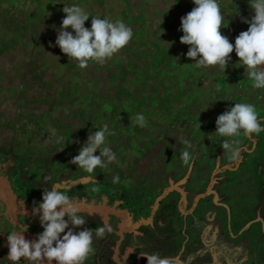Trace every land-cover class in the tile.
Returning <instances> with one entry per match:
<instances>
[{"label": "rangeland", "instance_id": "rangeland-1", "mask_svg": "<svg viewBox=\"0 0 264 264\" xmlns=\"http://www.w3.org/2000/svg\"><path fill=\"white\" fill-rule=\"evenodd\" d=\"M218 3L221 32L234 44L248 29L241 18L254 11L249 0ZM65 5L122 20L133 39L105 64L90 61L81 69L55 46ZM193 7L192 0H0V122L14 128L20 111L16 154H0L1 164L10 163L0 166V264H12L8 233L28 225L25 235L33 240L43 231L32 211L53 186L74 199L85 227L113 229L103 237L93 231L85 264H147L141 252H158L172 264H264V131L251 138L242 131L232 138L215 133L217 117L235 103L254 105L264 128V89L252 86L233 51L235 78L227 91L215 92L205 67H196L180 43L181 17ZM85 27L91 28V17ZM164 41L174 43L168 49ZM164 87L170 92L158 98L155 92ZM56 93L60 113L47 118L41 131L37 119L26 123L28 109L40 115ZM165 101L173 105L171 117L163 111ZM114 103L126 112L114 115ZM137 114L144 115L146 128L134 122ZM120 116L132 136L125 143L107 136L116 161L92 174L70 163L90 132L105 124L110 130ZM224 140L239 149L237 160L221 147ZM152 146L159 149L150 154ZM185 150L193 157L190 165L181 160ZM115 176L125 177L114 184ZM205 232L214 253L204 249ZM190 250L198 256L190 257Z\"/></svg>", "mask_w": 264, "mask_h": 264}, {"label": "clouds", "instance_id": "clouds-1", "mask_svg": "<svg viewBox=\"0 0 264 264\" xmlns=\"http://www.w3.org/2000/svg\"><path fill=\"white\" fill-rule=\"evenodd\" d=\"M192 2L195 7L181 17L179 29L183 33L180 43L189 46L187 58L195 61L196 67H220L225 72L232 60L230 54L235 51L240 66L244 67L252 81V86L264 89V0H249L254 15L250 19L241 18V22L248 24V29L236 36L234 44L221 32L225 27L224 15L218 0ZM62 11L65 16L57 31L55 46L69 60L77 61L81 69H86L90 61L105 64L133 39L132 28L122 20L113 22L107 17L101 19L90 16L78 5H65ZM89 17L91 28L85 27ZM164 43L169 49L174 41ZM134 122L141 128L147 127L143 114H137ZM198 126L200 129V123ZM241 131L248 138L264 131L252 104L235 103L216 119L215 133L221 137H238ZM108 135L114 133L110 132L107 124L90 132L80 147L79 154L72 157L70 163L92 174L98 167L103 169L116 161V154L106 143ZM184 144L188 148L192 146L187 140H184ZM221 147L231 153L232 160L239 158V149L233 147L229 140H224ZM97 151L99 155L95 154ZM192 159L189 151L181 153V160L185 165H190ZM113 183H119L118 176L113 178ZM32 215L39 218L43 231L33 240L26 238L28 225L7 234V259L12 264H21V258L24 264H85L93 252V231L96 237H103L106 231L110 233L113 230L108 224L95 230L85 227L86 220L80 215L74 199L55 186L51 190L44 189L42 202L33 208ZM139 255L146 258L147 264H172L169 258L162 257L158 252H141Z\"/></svg>", "mask_w": 264, "mask_h": 264}, {"label": "trees", "instance_id": "trees-1", "mask_svg": "<svg viewBox=\"0 0 264 264\" xmlns=\"http://www.w3.org/2000/svg\"><path fill=\"white\" fill-rule=\"evenodd\" d=\"M10 22V21H9ZM184 47H187V50L185 51V53H187L188 51V48L189 46L188 45H185ZM175 55L171 56L172 58H174ZM230 68H226L225 72L223 69H221L220 67H208V68H205V71L209 74L210 76V79L216 84H214L215 86V92H217L218 90H226L230 87L231 83L230 82H233V79L235 78V75L232 74V72L234 71L232 69L231 66H228ZM165 68V67H164ZM150 79H154V75H151L150 77H148ZM143 79L145 81H148L146 77H143ZM152 87V85H151ZM190 89V88H189ZM187 89L186 92L189 90ZM170 92V89L168 87H166V90H165V87L163 89H161L159 91V93H156L155 92V95L157 94H160L158 95V98H161L163 99L164 97V93H166L168 95V93ZM58 93H56V95L51 99V105L49 108H44L41 110V113L40 115H36L35 112L31 109H28V111L24 114V118H28L26 123L29 122V123H33L36 121H38V124L37 127H38V130L42 129L45 127V124L44 122L47 121V118L48 120L52 121L53 120V114L54 113H60V109L61 107L59 106L58 108L54 105L55 102L57 101L58 99ZM146 95L150 98H153L155 95L151 94L150 91H147L146 92ZM155 100V98H154ZM5 102V105H9L11 104V102L9 100H4ZM106 106H108L107 104H105ZM122 104L120 103H114L112 104V111L114 113V115H116L117 113H119V110H121V112H126V109L125 107H120ZM172 103L170 101H165L164 102V105H163V111H168V114H169V117H171V113L173 112L170 108L172 107ZM189 109V111L192 109V107H187ZM38 109H41V106L39 105L38 106ZM184 111H186L184 109ZM19 114H20V111H18L17 115H16V121L14 123L15 127L13 128L12 125L6 123V122H0V134L1 137H0V154L2 153H7V154H10V153H13V154H16L15 151H14V147H15V137H16V134L18 135V128H17V124H18V118H19ZM70 114V113H69ZM190 118H193L190 116ZM195 119V118H193ZM22 120V119H21ZM114 127L111 126L110 130L113 129L114 131L112 133H114V135H110V141H112V139H114L115 137L117 138H120V137H123V142L122 143H125L132 135L130 134V131L127 130V127L123 124L122 122V119H121V116L117 119L114 120ZM25 123V124H26ZM4 131H8L10 133V136L7 135V134H4L3 132ZM31 131H33L31 129ZM41 131V130H40ZM34 132V131H33ZM37 132V131H35ZM124 135V136H122ZM4 138H7V143H2L1 142V139H4ZM151 147V146H148V148ZM134 148V151H137V149H139L138 147H136L135 143H134V146L132 147ZM159 149L158 146H152L151 150H150V154ZM37 159V158H36ZM8 164V165H7ZM10 163H7V161H3V163L1 164L0 163V166L2 167H10L9 165ZM125 176H121L119 179L122 180L124 179Z\"/></svg>", "mask_w": 264, "mask_h": 264}, {"label": "crops", "instance_id": "crops-1", "mask_svg": "<svg viewBox=\"0 0 264 264\" xmlns=\"http://www.w3.org/2000/svg\"><path fill=\"white\" fill-rule=\"evenodd\" d=\"M206 235H207V233L205 232V234H204V236H205L204 240L208 243L206 246H209V247H207V248L204 247V249H205V250H209L210 253H214V252H216V251H217V247H214L215 245H213L212 243H209V241L207 240ZM183 246H184V248H185V245H183ZM183 246H182V248H183ZM192 255L198 256L197 253H194V251L190 250V251H189V256L191 257ZM201 260H202V259H201Z\"/></svg>", "mask_w": 264, "mask_h": 264}]
</instances>
